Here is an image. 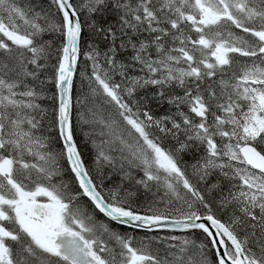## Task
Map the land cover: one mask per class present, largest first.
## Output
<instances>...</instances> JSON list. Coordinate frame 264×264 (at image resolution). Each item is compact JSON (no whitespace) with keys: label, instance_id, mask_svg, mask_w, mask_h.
Listing matches in <instances>:
<instances>
[{"label":"snow or ice","instance_id":"1","mask_svg":"<svg viewBox=\"0 0 264 264\" xmlns=\"http://www.w3.org/2000/svg\"><path fill=\"white\" fill-rule=\"evenodd\" d=\"M0 264H264V0H0Z\"/></svg>","mask_w":264,"mask_h":264}]
</instances>
